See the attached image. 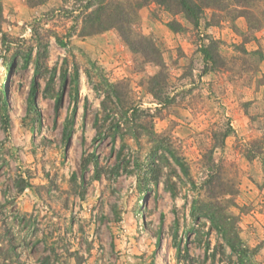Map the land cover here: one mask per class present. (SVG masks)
<instances>
[{"label": "rangeland", "instance_id": "rangeland-1", "mask_svg": "<svg viewBox=\"0 0 264 264\" xmlns=\"http://www.w3.org/2000/svg\"><path fill=\"white\" fill-rule=\"evenodd\" d=\"M139 1L162 105L159 66L83 35L87 0H0V264H264V0L198 27Z\"/></svg>", "mask_w": 264, "mask_h": 264}, {"label": "trees", "instance_id": "trees-1", "mask_svg": "<svg viewBox=\"0 0 264 264\" xmlns=\"http://www.w3.org/2000/svg\"><path fill=\"white\" fill-rule=\"evenodd\" d=\"M261 1L263 0H233V5L239 10H242L243 16L249 19L250 15H253L251 9ZM152 2L165 9L172 16H181L185 21L195 27H198L199 20L208 9L214 11V16L217 14L228 13L230 11V6L224 2V0H152ZM146 5L147 1L140 2L139 0L128 3V6L127 4L124 5L123 2H116L115 0H87L84 9L86 11H90V9L92 10L86 15V29L83 31V35L88 36L91 34H99L102 31L115 30L132 53L140 56L146 63H152L159 66L161 71L157 75L151 76L148 80V91L153 96L155 102L162 105L168 101V97L165 95L168 79L163 70L164 64L160 52L152 38L141 34H138L135 38L133 37V26L136 22L138 11ZM168 27L175 33H179L184 29V27L177 21L169 22ZM216 51L217 47L214 42L210 43L203 49L205 57L213 64L216 63ZM62 86L64 87V81ZM30 99L31 104L36 99L35 85L31 89ZM59 105L60 102L57 103V106ZM75 111L76 109L74 110V114ZM115 125L117 129L120 128L118 123ZM225 137L226 134H224L223 139H225ZM181 166L183 165L181 164ZM184 171L187 174L185 168ZM159 173L160 171H158V174ZM167 187L172 195H174L176 192L175 187L168 183ZM210 189L211 191L213 190L211 187ZM214 193L215 192H210L209 195L217 197L218 193ZM213 211L214 207H210L202 215L205 219L209 220L214 228L221 231V233L224 234V237L227 238L225 224L218 222V219L215 217V212ZM227 240L230 248L233 251H238L237 244L234 243L232 239L227 238ZM12 250L13 248L11 247V252ZM9 252L10 251L7 250L5 253L0 249V260L6 256L4 259L7 261L9 258L7 255H10Z\"/></svg>", "mask_w": 264, "mask_h": 264}]
</instances>
